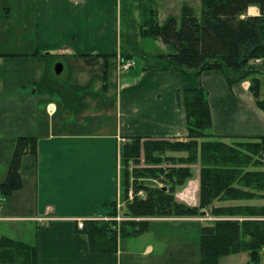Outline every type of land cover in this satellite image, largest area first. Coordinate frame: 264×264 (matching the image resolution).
I'll return each instance as SVG.
<instances>
[{"label": "crops", "instance_id": "0c3cea01", "mask_svg": "<svg viewBox=\"0 0 264 264\" xmlns=\"http://www.w3.org/2000/svg\"><path fill=\"white\" fill-rule=\"evenodd\" d=\"M123 1L0 0V184L16 141L38 139L37 155L22 158V189L9 196L0 191V227L23 223L30 228L26 236L32 243L21 242L36 246L37 264H200L203 224H196L202 222L197 218L151 219L145 234L119 239L116 253H92L78 221H113L110 204L117 203L118 211L125 207L121 147L127 139L187 141L188 89L207 92L216 138L232 144L264 137V112L250 93L252 78L231 87L220 72L190 76L173 69L138 70L136 64L114 82L108 68L105 81L102 56L117 55L109 66L121 57ZM137 5L135 0L138 10ZM250 10L254 13L248 16L260 14L258 7ZM102 93L103 98L114 95V106L102 101ZM113 108L115 119H102ZM189 167L193 175L176 189L175 198L196 207L200 183L189 180L201 166ZM248 170L264 171V165ZM142 182L164 187L153 179ZM254 192L258 196L252 199L216 200L210 209L264 207V191ZM189 226L196 228L194 238Z\"/></svg>", "mask_w": 264, "mask_h": 264}, {"label": "trees", "instance_id": "16d2710c", "mask_svg": "<svg viewBox=\"0 0 264 264\" xmlns=\"http://www.w3.org/2000/svg\"><path fill=\"white\" fill-rule=\"evenodd\" d=\"M146 2L138 0L137 5L140 16H149L141 29V37L160 41L165 49L158 55L138 53L143 61L149 58L157 61L154 65L142 67L145 71L173 69L190 76L220 72L231 87L252 78L250 93L256 106L264 112V99H261L257 78L264 74V65L257 64L264 61V0H202L199 18L191 7L185 6L180 22L170 17L162 26L156 22V12L146 6ZM250 7H258L260 14L248 16ZM133 34H127L129 45L124 41L126 36H122V61H135L136 53L131 47L134 41L131 39L137 34ZM116 56H102L105 81L109 60L116 59ZM47 57L54 59L50 54ZM184 103L187 141L129 138L121 147V158L126 167L123 193L126 220L121 223L114 220L87 221L80 234L87 238L92 253H116L119 239L145 234L149 231L151 219L195 218L206 214L220 218L241 217L242 220L222 219L202 226L200 264H219L224 257L245 252L251 264H260L264 250V207L210 208L216 200L252 199L258 196L254 191H264V171L248 170L264 165V137L226 144L211 133L210 108L204 89L186 90ZM37 152V138L16 141L8 177L0 184L4 196L22 189V158L36 156ZM171 153L186 156L176 157ZM130 162L134 167H130ZM198 163L201 166L200 203L192 207L178 202L175 192L192 177L189 165ZM146 179L156 180L167 190L146 186L142 182ZM130 190L133 191L132 199ZM140 192L144 197L139 196ZM110 207V217L114 218L118 215L117 203L110 204ZM0 264H37V248L2 237Z\"/></svg>", "mask_w": 264, "mask_h": 264}, {"label": "rangeland", "instance_id": "374dc122", "mask_svg": "<svg viewBox=\"0 0 264 264\" xmlns=\"http://www.w3.org/2000/svg\"><path fill=\"white\" fill-rule=\"evenodd\" d=\"M134 1L135 0H124L123 1V5H124L123 36L124 37L126 36V38L124 39V41L126 42L127 38H128V35H127L128 33H134L133 34L134 36L137 34L136 38L134 37L133 39H131V41L132 40L134 41V45H132L131 47H132V50H134L136 53V56L134 59L136 61V64H138L137 69L139 70L142 67H145V65L146 66L154 65L157 61H152L151 58H149L148 61L147 60L143 61L142 57L139 56L138 53H145L149 56L150 55H158V54H162L164 52L165 48L160 41H155L153 39H147V38L141 37V33H140L141 29L144 26L145 21H147L149 19V16L147 18H145V16H143V15L140 16V10L133 8V2ZM146 6H148L150 9H152L156 12V17H155L156 22H158V24L160 26H162L165 24V22L170 17H174L178 20V22H180L181 16H182V10L185 6L191 7L193 9L195 15L199 18L201 16V11H202V0H155V1H148L147 0ZM126 7H128V9L125 10ZM253 13H254V10L253 11L250 10V11H248L247 15L253 14ZM135 39H136V41H135ZM121 45H123V40L121 42ZM122 49H123V47H122ZM54 63H56V62H54ZM135 68H133V69H135ZM103 70L104 69L102 68V72H103ZM130 72H131V70L126 71V72L119 71L117 63H115V62H111L110 66H109V75H110V78L113 82L117 80V77L120 80L122 76L129 74ZM66 77H67V69H66V71H64V73H62L59 76L58 80H60V82H64L66 80ZM259 79L261 80V95H262L261 99H264V76L259 77ZM103 84H105V83L103 82ZM111 87L115 88V86H111ZM104 100L110 107L114 106V104H115V97L113 94L108 98H103V93H102V101H104ZM102 119H107L108 121L112 122L115 119V109L113 108V111L110 113V115L107 113V115L103 116ZM14 151H15V149H14ZM170 155H173V156L176 155V157H177V156L183 155V153H171ZM25 160H27V159L24 158V161ZM10 164H11V161L9 162V166L7 169L6 179L8 177ZM23 165H25V164L23 163ZM142 166H144V165H142ZM130 167L131 168L134 167L132 162H130ZM3 169H4V167L2 166L0 169V172H3ZM26 174L28 175V173L24 172L23 178L26 180V185H28L29 175L27 176V178H25ZM194 174L195 175H194L193 179L189 180V182L199 181V183H200V171L197 170V172ZM124 211H125L124 208L120 209L118 211V215L116 217H114L115 219L113 218V220L116 221L117 223H121L122 221H124L126 219L124 217ZM118 217L121 220L118 221L117 220ZM195 218L202 221V222L196 223L198 225H200V223H201V225L202 224L206 225L208 223H212V222L216 221V218H214L210 215L203 216V217H195ZM238 220H242V218H240ZM24 225L25 224H23V223H14L13 225H8V223H4V225H2L0 227V235H9L13 239L20 240V241L25 240V241H29L30 243H32V241H33L32 237L30 235L26 236V235H28V233H30V228L25 227ZM187 228L191 230V233H192L191 235L194 238L196 228L191 227V226H189ZM125 248H126V245H124V249ZM219 264H251V263H250V258H249L248 253L245 252V253H240V254L224 257L220 260ZM260 264H264V252H262V260H261Z\"/></svg>", "mask_w": 264, "mask_h": 264}, {"label": "built area", "instance_id": "2783aa9c", "mask_svg": "<svg viewBox=\"0 0 264 264\" xmlns=\"http://www.w3.org/2000/svg\"><path fill=\"white\" fill-rule=\"evenodd\" d=\"M135 65H136V63H135V61H133V60L122 61L121 59L118 60V64H117V66H118V70L121 71V72L129 71V70H131L132 68H134ZM139 196H140V197H144L143 192H140V193H139ZM129 197H130L131 199L133 198V191H132V190L129 192ZM117 220L119 221V220H121V219L118 217ZM123 220H124V219H123ZM125 220H126V219H125ZM83 226H84V221H83V220H79V221H78V227H79L80 229H82Z\"/></svg>", "mask_w": 264, "mask_h": 264}, {"label": "water", "instance_id": "95a60500", "mask_svg": "<svg viewBox=\"0 0 264 264\" xmlns=\"http://www.w3.org/2000/svg\"><path fill=\"white\" fill-rule=\"evenodd\" d=\"M61 71H62V67L61 66H57L56 67V74L59 75L61 73ZM162 189L164 191H166L167 190V187H163Z\"/></svg>", "mask_w": 264, "mask_h": 264}]
</instances>
